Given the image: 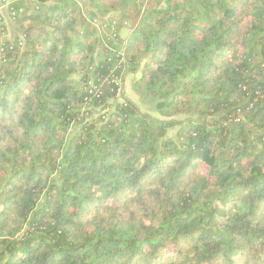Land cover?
Wrapping results in <instances>:
<instances>
[{"label": "trees", "instance_id": "obj_1", "mask_svg": "<svg viewBox=\"0 0 264 264\" xmlns=\"http://www.w3.org/2000/svg\"><path fill=\"white\" fill-rule=\"evenodd\" d=\"M6 6L0 264H264V0Z\"/></svg>", "mask_w": 264, "mask_h": 264}, {"label": "rangeland", "instance_id": "obj_2", "mask_svg": "<svg viewBox=\"0 0 264 264\" xmlns=\"http://www.w3.org/2000/svg\"><path fill=\"white\" fill-rule=\"evenodd\" d=\"M0 16L3 18V14L0 12ZM110 13L102 16L104 19V23L101 27L98 28V31L99 33L102 35L104 34L103 31L106 29V26L107 25H110L112 23L113 26L110 25V29L113 30L115 29V25H118L119 23V20H116V18H110ZM98 19H101L100 17H97ZM4 20V18H3ZM5 22V20H4ZM94 23L96 25H101V21L99 20H94ZM93 23V24H94ZM6 24V23H5ZM127 25V24H126ZM125 25V26H126ZM7 26V24H6ZM127 27V26H126ZM13 30V28H12ZM12 30H10V35L9 34H6L4 35L0 40H2L4 37H6L7 35H9L10 37L12 36ZM35 34H44L47 32V29H44V30H35L33 31ZM128 30L123 26V27H120V34L122 36H125L127 34ZM9 33V32H8ZM121 61H125L124 59V55H121ZM144 63V61L142 62V64ZM139 76V73H125L124 75L121 74L120 75V81H118V93H117V97L119 98V100H122L120 96H124V97H127L129 99H131L132 101H134L137 106L139 107V109L142 111V112H145L153 117H157V118H164L163 116L159 115L156 111V101L152 98H149L145 93H143L142 91H139L135 88V80L136 78ZM180 118V117H178ZM175 130H176V127L174 128H170L168 131H167V134H166V137L169 138V137H175Z\"/></svg>", "mask_w": 264, "mask_h": 264}, {"label": "crops", "instance_id": "obj_3", "mask_svg": "<svg viewBox=\"0 0 264 264\" xmlns=\"http://www.w3.org/2000/svg\"><path fill=\"white\" fill-rule=\"evenodd\" d=\"M5 1H6V3L9 2V0H5ZM6 3H4L0 0V12L3 14V18L5 20V23L7 24V30H8L7 34L10 35V30L12 29V22H11V17L8 13V10H7ZM9 35H7L6 37L9 38L10 37Z\"/></svg>", "mask_w": 264, "mask_h": 264}, {"label": "built area", "instance_id": "obj_4", "mask_svg": "<svg viewBox=\"0 0 264 264\" xmlns=\"http://www.w3.org/2000/svg\"><path fill=\"white\" fill-rule=\"evenodd\" d=\"M2 25H3V18L0 16V31L3 29L2 28ZM114 27V25H112ZM2 38V37H1ZM123 55V54H121ZM118 81H120V77L119 76H116V77H113L112 78V82H114L115 84L118 85ZM119 87V86H118Z\"/></svg>", "mask_w": 264, "mask_h": 264}]
</instances>
